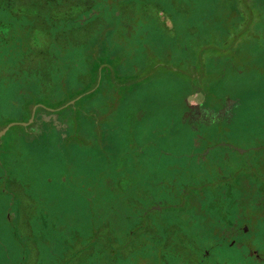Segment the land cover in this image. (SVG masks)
I'll return each mask as SVG.
<instances>
[{"label": "rangeland", "instance_id": "rangeland-1", "mask_svg": "<svg viewBox=\"0 0 264 264\" xmlns=\"http://www.w3.org/2000/svg\"><path fill=\"white\" fill-rule=\"evenodd\" d=\"M194 93L221 108L199 132ZM10 124L0 264H186L153 238L170 223L205 264H263L215 242L248 222L264 253V0H0Z\"/></svg>", "mask_w": 264, "mask_h": 264}, {"label": "flooded vegetation", "instance_id": "flooded-vegetation-1", "mask_svg": "<svg viewBox=\"0 0 264 264\" xmlns=\"http://www.w3.org/2000/svg\"><path fill=\"white\" fill-rule=\"evenodd\" d=\"M198 96V97H197ZM198 98L197 101H193L191 99L193 98ZM202 98V99H201ZM216 103L213 101L212 97H208L207 95H200L199 94H189V97L184 101L185 107L187 108V111H189L188 114V122L194 124H207L208 121H211L214 123L216 121L215 118L221 116V108H218L216 105H213L212 103ZM220 102V101H217ZM53 109V107L51 108ZM56 109V108H54ZM226 111V109H224ZM223 110V111H224ZM222 111V112H223ZM224 111V112H225ZM45 114L48 116H53L55 114L58 115V121H59V127L60 130H67L69 127H65V125L69 124V119L67 116H62L60 113L52 112L47 109V111H43ZM44 113L42 115H44ZM225 114V113H224ZM52 118V117H51ZM50 118V119H51ZM214 121V122H213ZM217 122V121H216ZM193 129H195V132H199L202 130V128L196 126L194 127L193 123L191 124ZM45 127L49 129H53L54 127V122L51 120L50 125H43L42 129ZM39 129L38 131H40ZM254 204V203H253ZM155 208H158L162 210V206L160 204V201L155 202ZM261 205V204H260ZM176 205L171 206V208L177 209L174 207ZM255 208H259L258 204H254ZM177 213L178 209L175 210ZM246 217V216H245ZM244 219V218H243ZM182 224L179 223H170L168 225H165L164 233L157 234L155 231L152 235L155 240H158L163 246H165V249H168V251L171 254H177L181 259L184 260V262L187 264H205L206 260L211 259V251L204 248L205 243L200 239H195L193 236L190 234V229L187 228L185 229ZM214 229L210 227V230ZM228 232L224 231V234L222 237L218 238L217 241L215 242L216 245L221 246V244H224L228 248H235L237 246L241 247V251H245L246 254H244V258H246L247 254L250 257H253L257 259L258 261L262 262L264 264V253H260L258 250L254 249V247L250 243V238H246L247 236L252 234V229L249 227L248 222H242L238 228L235 226H229L227 229ZM215 231V230H214ZM204 232V231H203ZM214 233V232H213ZM222 233L219 231V234ZM242 236L243 239L239 240V237ZM178 240H181L178 241ZM185 245V247H183ZM170 247V248H169ZM196 247V248H195ZM195 252L201 253L203 260H195L194 254ZM248 252V253H247ZM194 261H197V263H194ZM239 261V259L237 260ZM216 264H222L220 262H215ZM242 264V262H240ZM240 263H235V264H240ZM224 264H228V262H224Z\"/></svg>", "mask_w": 264, "mask_h": 264}, {"label": "crops", "instance_id": "crops-1", "mask_svg": "<svg viewBox=\"0 0 264 264\" xmlns=\"http://www.w3.org/2000/svg\"><path fill=\"white\" fill-rule=\"evenodd\" d=\"M194 68H196L195 66H193L192 67V70H194ZM192 84H194V82L192 83ZM44 117H49L47 114H45L44 113V115H43ZM49 118H51V116L49 117ZM57 124H58V126H56V127H58V129L56 130V128H53L55 131H57L60 135H63V134H65L66 132H67V130H60V128L61 127H59V122L57 121ZM47 127H45L44 128V130L46 129ZM52 129V128H51ZM51 129H50V131H51ZM41 130H43V129H41Z\"/></svg>", "mask_w": 264, "mask_h": 264}, {"label": "water", "instance_id": "water-1", "mask_svg": "<svg viewBox=\"0 0 264 264\" xmlns=\"http://www.w3.org/2000/svg\"><path fill=\"white\" fill-rule=\"evenodd\" d=\"M14 125H15V124H10L9 126H7L3 131L0 132V136L4 135V134L7 132V130H8L10 127L14 126Z\"/></svg>", "mask_w": 264, "mask_h": 264}]
</instances>
